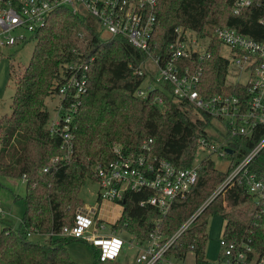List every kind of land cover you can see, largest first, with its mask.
Listing matches in <instances>:
<instances>
[{
	"label": "trees",
	"instance_id": "1",
	"mask_svg": "<svg viewBox=\"0 0 264 264\" xmlns=\"http://www.w3.org/2000/svg\"><path fill=\"white\" fill-rule=\"evenodd\" d=\"M233 2L158 0L153 44L157 50H164L173 39L176 26L201 33L216 26H229L264 40V26L256 22L263 12L250 7L234 14ZM34 38L28 64L15 79L11 110L0 116V176L21 179L24 175L26 185L25 194L14 197L23 204L20 223L15 229H0V264H79L67 245L87 242L67 236L34 242L24 230L60 233L64 226L71 225L76 208L83 204L81 187L87 180L96 182L94 166L113 158L114 143L120 144L126 154H137L142 144L151 139L150 160L156 156L178 168L190 166L197 137L205 133L209 119L206 115L193 119L192 108L174 101L167 83L151 90L146 99L137 97L134 92L145 76L133 73L130 64L137 65L145 54L123 38H100L95 23L88 17L57 8ZM212 45V56L205 61L198 89L206 97L222 91L234 93V87L225 85L228 63L221 55L220 43L215 39ZM88 51L94 58L88 71L87 92L75 119L73 154L43 172L52 156L63 153L60 138L47 128L49 112L45 99L55 91L61 67ZM262 132L263 129L250 138H235L231 142L233 153L227 156L238 162ZM248 172L264 178V148L250 161ZM226 175L214 167L211 157L203 158L188 194L175 199L163 216L146 202L152 195L150 189L127 190L121 216L112 228L123 229L145 241L157 222L158 231L168 236L205 202ZM254 198L245 183L227 186L202 208L194 223L169 247L167 255L182 259L193 252L195 263L205 264L207 219L221 214L225 220L222 237L248 244L257 258L264 260V198H259L258 203ZM222 201L228 208L222 206ZM88 246L92 249V264H99V249Z\"/></svg>",
	"mask_w": 264,
	"mask_h": 264
},
{
	"label": "built area",
	"instance_id": "2",
	"mask_svg": "<svg viewBox=\"0 0 264 264\" xmlns=\"http://www.w3.org/2000/svg\"><path fill=\"white\" fill-rule=\"evenodd\" d=\"M250 7L263 12L256 22L264 26V0H234L232 12L241 14ZM57 8H66L80 17L90 18L100 38L103 33L107 37L102 39L123 38L145 54V59L137 65L130 64L133 73L144 75L145 79L150 76L145 87H141L144 79L136 88L134 94L137 97L146 99L155 88L153 81L160 82L159 87L167 83L171 86L170 94L174 101L192 108L193 119H203L206 115L209 122L205 133L197 137L192 164L184 168L156 156L150 160L151 139L142 144L137 154H126L120 144L114 143L111 147L113 158L94 166L98 187L95 204L78 207L73 223L64 226L60 233L41 234L24 230V234L30 239L40 237L38 242H50L56 236L81 239L99 249L101 260H114L120 252L133 250L135 264H173L172 258L175 257L167 255L169 247L194 223L202 208L227 186L245 183L247 190L255 195L256 202L264 198V178L248 172V164L264 148V40H257L229 26H216L205 33L176 26L173 39L164 50L159 51L153 44L158 0H0V49L35 39V32L46 25ZM215 39L219 41L221 55L228 63L225 85L234 87L235 92L222 91L206 97L198 87L205 61L212 56ZM93 58L88 51L60 69L53 92L57 96V104L54 115H49L47 128L60 138L63 153L62 156H52L42 168L43 172L61 158L69 160L73 154L75 119L87 92V76ZM155 100L161 102L159 98ZM213 122L223 127L222 132L215 129L217 136L208 132L214 128ZM262 129L252 149L236 163L230 159V168L224 180L172 234L162 235L157 222L145 241L123 229L112 228L121 216L125 191L150 189L152 195L146 202L156 207L163 216L175 199H182L188 194L197 179L199 163L203 158L226 157V148L232 149L231 142L235 138H250ZM198 155L200 158L196 161ZM21 181L25 182L24 175ZM102 202L117 206L115 214L105 221L97 213ZM11 216L0 195V229L16 228L9 220ZM20 221L21 218L18 224ZM105 224L110 225L109 232L104 231ZM220 246L221 256L213 264H264V260L258 259L248 244L222 237Z\"/></svg>",
	"mask_w": 264,
	"mask_h": 264
},
{
	"label": "rangeland",
	"instance_id": "3",
	"mask_svg": "<svg viewBox=\"0 0 264 264\" xmlns=\"http://www.w3.org/2000/svg\"><path fill=\"white\" fill-rule=\"evenodd\" d=\"M102 38H106L107 35L103 33ZM35 45V39L30 38L25 43L13 46V47H3L0 49V116L7 114L11 110V100L15 88V79L18 74L23 70V67L28 64L30 56L32 54ZM231 74L229 75V77ZM150 76L144 80L142 88L145 87L150 81ZM230 80L232 77L229 78ZM152 85L159 87L160 84L156 81L152 82ZM57 104V96L51 94L46 97L45 105L48 109L49 115L52 116L55 113V106ZM213 127L208 130L209 134L212 136H217L216 130L219 132L223 131V127L217 122H213ZM200 155L196 157L198 161ZM214 167L221 172L229 171L230 158L217 157L214 156ZM97 183L93 180H87L85 184L81 187L79 196L83 201V204L94 205L97 195ZM26 192V185L24 181L17 178H9L0 176V195L4 202L6 210H9L13 216L9 217L12 226L17 227L18 222L23 213V204L20 199L15 200V195L23 196ZM256 200V197L254 198ZM223 203V201H222ZM226 203V202H225ZM223 203V207H227V203ZM82 204V205H83ZM81 205V206H82ZM80 207V206H79ZM77 209V208H76ZM105 232H109L110 225L105 224ZM225 225V220L221 214H214L209 216L207 219V241L204 247V256L206 263L213 264L216 263L221 255L222 248L220 246V239L222 238V233ZM31 240L38 242L37 237H32ZM82 244V245H80ZM89 245V244H88ZM87 243L78 242L72 244L71 248H82L84 254L86 255L87 250H92ZM92 253V251H90ZM126 254V258H124ZM89 257L88 255H86ZM135 251L131 250L129 252H120L116 259L114 260H101L99 264H135ZM89 260V259H88ZM93 260V258H92ZM173 264H196L194 260L193 252H188L184 258H172ZM92 264V263H91Z\"/></svg>",
	"mask_w": 264,
	"mask_h": 264
},
{
	"label": "crops",
	"instance_id": "4",
	"mask_svg": "<svg viewBox=\"0 0 264 264\" xmlns=\"http://www.w3.org/2000/svg\"><path fill=\"white\" fill-rule=\"evenodd\" d=\"M91 206H93V205H91ZM116 209H117L116 205L115 206L111 205L109 202H102V204L99 206L97 213H98L99 217L105 221V219L108 220L109 218H111L115 214ZM37 239L39 240L40 237H37ZM75 243H78V242H74V243L67 245V250L69 251L71 257L75 261H77L79 264H91L92 263V253L90 251H92V250H87L88 252H86L87 253L86 255L89 256V257H87L84 254L82 248L80 249V248H74V247L71 248L70 247L72 244H75ZM80 245H82V244H80ZM129 251H131V250H124V252H129ZM126 256L127 255L124 254V258H126ZM119 264H121V263H119Z\"/></svg>",
	"mask_w": 264,
	"mask_h": 264
},
{
	"label": "water",
	"instance_id": "5",
	"mask_svg": "<svg viewBox=\"0 0 264 264\" xmlns=\"http://www.w3.org/2000/svg\"><path fill=\"white\" fill-rule=\"evenodd\" d=\"M226 152H227L228 154H232V153H233V150H232L231 148H226ZM122 201H123V199H122Z\"/></svg>",
	"mask_w": 264,
	"mask_h": 264
}]
</instances>
